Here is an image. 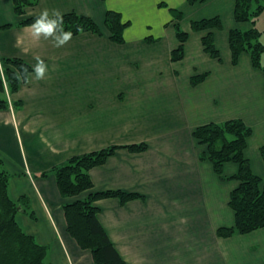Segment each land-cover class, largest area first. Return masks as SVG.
Here are the masks:
<instances>
[{
	"label": "crops",
	"instance_id": "obj_1",
	"mask_svg": "<svg viewBox=\"0 0 264 264\" xmlns=\"http://www.w3.org/2000/svg\"><path fill=\"white\" fill-rule=\"evenodd\" d=\"M27 1L32 6L18 15L13 0H0V66L5 68L6 59H18L31 68L17 92L4 93L8 108L0 111V168L9 174L10 198L27 199L15 219L47 248L44 263L92 264L91 253L67 232L63 206L74 199L59 194L52 168L111 146L144 144L141 152L120 148L89 171L91 192L142 197L126 203L116 198L95 202L97 220L125 264H220L222 253L207 250L219 240L242 249L237 264H264L260 241L217 237L218 228L233 226L232 212L230 225H215L211 232L209 205L200 194L205 186L199 180L206 172L218 186L235 182L220 181L209 162L200 160L204 147L192 136L208 123L242 120L252 130L245 157L256 176L252 162L264 174V75L251 66L247 54L231 64L228 33L244 26L234 22V0L193 5L187 0ZM45 9L50 16L56 10L88 17L101 35L81 33L62 47L51 38L35 41L30 26L19 23ZM189 9L193 20L187 17ZM107 10L119 12L130 24L123 45L109 39ZM171 10L181 13L179 25L188 35L179 62L171 60L179 45ZM213 17L222 23L220 31H212L221 63L204 53V33L190 30L192 21ZM153 25L159 28L156 35ZM130 29L136 35H129ZM36 57L48 65L42 80L35 79ZM203 73L207 77L192 86L191 77ZM225 166L233 167L226 177L237 172L235 164ZM230 191L223 193L227 207Z\"/></svg>",
	"mask_w": 264,
	"mask_h": 264
},
{
	"label": "trees",
	"instance_id": "obj_2",
	"mask_svg": "<svg viewBox=\"0 0 264 264\" xmlns=\"http://www.w3.org/2000/svg\"><path fill=\"white\" fill-rule=\"evenodd\" d=\"M13 1L15 13L18 15L23 14L24 8L32 6L27 0ZM203 1L187 0V3L193 5ZM263 11L264 0H234V22L238 25H245V28H234L229 31L228 46L233 66L238 64V59L242 54H247L251 66L264 75V66L261 63L264 46L260 42L264 31L260 33L255 28L256 19ZM171 15L179 43L177 49L171 54V60L179 62L183 58V45L188 35L179 25L181 13L171 10ZM36 18L25 19L19 23V26H30ZM63 22L64 30L71 31L72 36L81 33L101 35L99 27L88 17L71 13L63 15ZM129 25V22L123 21L119 12L106 11L104 27L109 33L110 41L114 44L123 45L125 43L123 33ZM221 29L222 23L219 17L190 23L191 32L204 33L201 38L204 53L219 63H221L220 53L214 45L212 31ZM3 65L5 66L1 69L3 77L0 75V111L8 108V101L4 97L5 90L7 89L11 94L17 92L20 83L25 80L22 69H27V75L31 72V68L18 59H6ZM17 74L21 79H17ZM207 75L203 73L191 77V85H198ZM251 134V128L240 119L208 123L197 127L192 134L197 143L204 147L200 160L209 162L212 172L220 181H233L237 184L230 191L228 200V206L233 212V226L217 229L216 235L221 239L234 235H247L264 228V186H262L261 179L252 172L250 163L245 157L247 139ZM120 148L127 149L129 152H141L146 146L144 144L125 147L111 146L101 151L73 156L51 170L55 176L59 194L65 199H74L63 206L67 232L79 248L91 253L92 264H125L97 220L98 209L95 202L116 198L120 203H126L142 198L139 195L120 191L91 192L92 183L89 171L102 165ZM260 153L264 162V148H261ZM228 163L237 166V172L230 177L224 175V166ZM9 178V174L0 168V264H45L47 248L39 245L16 222L15 217L19 209L26 204L27 199L22 197L15 202L10 198ZM86 192L88 195L79 199V196Z\"/></svg>",
	"mask_w": 264,
	"mask_h": 264
},
{
	"label": "rangeland",
	"instance_id": "obj_3",
	"mask_svg": "<svg viewBox=\"0 0 264 264\" xmlns=\"http://www.w3.org/2000/svg\"><path fill=\"white\" fill-rule=\"evenodd\" d=\"M190 14H193V11L189 9L187 17L189 19L193 20V17ZM185 23H186V20H185ZM244 28H245V25L242 27V29H244ZM255 28L260 33H263V31H264V11L258 17V19H256ZM152 32L155 33V35L159 33V28L157 27V25L152 26ZM136 33L137 32L133 31V29H130V31H129V35H131V36L136 35ZM260 42L264 46V33L262 34V36L260 38ZM261 63L264 65V53L262 55ZM241 65L243 66V64H241ZM0 69H3V67L0 66ZM179 72L182 73V70H179ZM206 87L210 88V84L207 85ZM252 167H253V171L262 179V181L264 183V174L261 172L260 167L255 165L254 162H252ZM232 170H233L232 166H225L224 174L230 175ZM210 176L212 178V175H210ZM208 177L209 176L207 175V173L204 172V175L202 176V180L200 179L199 183L200 184L204 183V186H205V192H204L205 196L203 195V193L201 191H200V194L202 195L205 202H207V204L209 205L207 217L209 218V223L211 225V232H212L213 231L212 229H215L213 227L215 225L217 227L223 226V225L228 226L232 223V214H231L232 210L229 208V206L228 207L226 206V201L224 203L223 193L225 192V194H227L228 191L234 189L237 184L234 183V185H233L232 183H224V184H221V186H222L221 187V186H218L217 183L213 182V180H214L213 178L210 179ZM262 186H264V185L262 184ZM230 187L231 188L233 187V188L230 189ZM82 195L83 194H81L79 196V199L81 198ZM228 202L229 201L227 200V205H228ZM261 232H264V231H261ZM227 239L228 240H234V241H242V242H246V243H253L252 242V240H253L255 242L260 241V243L264 244V233H262V234L258 233L257 235H253V236L252 235L240 236V237H233L232 236L231 239H229V238H227ZM195 240H196V237H195ZM224 241H227V240H223V241L219 240L215 244V245H217L216 247L207 248V250L210 249V251H218V253H222V260L223 261L222 260L220 261V259L219 260L217 259L218 260L217 263L220 262V264H237L238 262H240V258H239L238 253L242 249H239L237 247L231 248L230 243L222 244V242H224ZM263 252H264V250H263Z\"/></svg>",
	"mask_w": 264,
	"mask_h": 264
},
{
	"label": "clouds",
	"instance_id": "obj_4",
	"mask_svg": "<svg viewBox=\"0 0 264 264\" xmlns=\"http://www.w3.org/2000/svg\"><path fill=\"white\" fill-rule=\"evenodd\" d=\"M63 15L54 10L52 15H49L47 9L43 10L40 15L30 25L31 36L35 41H39L41 37L45 40L51 38L54 41L56 47H62L72 39V32L65 31L63 28ZM37 63L34 65L35 79L42 80L48 69V65L36 57ZM25 76L23 79H27V69H22ZM17 79H21L17 74Z\"/></svg>",
	"mask_w": 264,
	"mask_h": 264
}]
</instances>
